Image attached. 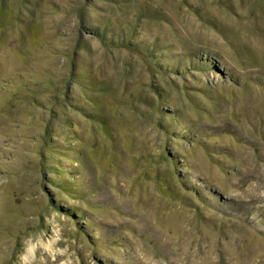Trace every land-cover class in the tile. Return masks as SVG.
Wrapping results in <instances>:
<instances>
[{
  "label": "rangeland",
  "instance_id": "374dc122",
  "mask_svg": "<svg viewBox=\"0 0 264 264\" xmlns=\"http://www.w3.org/2000/svg\"><path fill=\"white\" fill-rule=\"evenodd\" d=\"M0 264H264V0H0Z\"/></svg>",
  "mask_w": 264,
  "mask_h": 264
},
{
  "label": "bare ground",
  "instance_id": "6f19581e",
  "mask_svg": "<svg viewBox=\"0 0 264 264\" xmlns=\"http://www.w3.org/2000/svg\"><path fill=\"white\" fill-rule=\"evenodd\" d=\"M48 249H49V247H48ZM34 250H35V247H31V250H30V256H31V254L33 255ZM27 258H28V257H27Z\"/></svg>",
  "mask_w": 264,
  "mask_h": 264
}]
</instances>
